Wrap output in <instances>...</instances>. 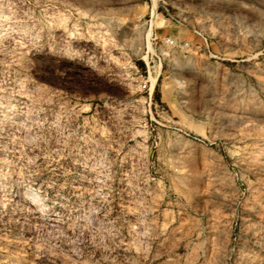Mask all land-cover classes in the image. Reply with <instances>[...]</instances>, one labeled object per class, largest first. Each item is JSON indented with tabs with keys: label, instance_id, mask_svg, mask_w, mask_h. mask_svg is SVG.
Here are the masks:
<instances>
[{
	"label": "rangeland",
	"instance_id": "obj_1",
	"mask_svg": "<svg viewBox=\"0 0 264 264\" xmlns=\"http://www.w3.org/2000/svg\"><path fill=\"white\" fill-rule=\"evenodd\" d=\"M0 264H264V0H0Z\"/></svg>",
	"mask_w": 264,
	"mask_h": 264
},
{
	"label": "bare ground",
	"instance_id": "obj_2",
	"mask_svg": "<svg viewBox=\"0 0 264 264\" xmlns=\"http://www.w3.org/2000/svg\"><path fill=\"white\" fill-rule=\"evenodd\" d=\"M154 15V14H153ZM24 193V192H23ZM26 193L27 195L29 196V198L32 200V202H35L37 201V203H35V205H42L43 204V200L38 196L36 195L35 193H32V192H27L26 190ZM22 194V193H21ZM25 194V193H24ZM19 195V194H18ZM20 196V195H19ZM26 196V195H25ZM41 207V206H40Z\"/></svg>",
	"mask_w": 264,
	"mask_h": 264
}]
</instances>
